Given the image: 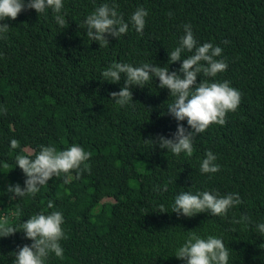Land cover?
I'll return each mask as SVG.
<instances>
[{
  "label": "trees",
  "instance_id": "1",
  "mask_svg": "<svg viewBox=\"0 0 264 264\" xmlns=\"http://www.w3.org/2000/svg\"><path fill=\"white\" fill-rule=\"evenodd\" d=\"M102 2L64 0L65 28L51 10L25 8L2 21L9 28L0 38V222L19 225L38 212L62 211L63 259L50 253L46 264H183L173 251L193 231L222 237L229 264H264V237L254 228L264 220V0H114L125 20L146 8L145 27L142 34L131 26L119 37L106 34L108 44L99 45L81 21ZM186 23L198 43L222 47L228 66L215 79L229 80L241 100L223 125L212 123L193 138L190 155L176 156L159 146L160 135L172 137L178 123L166 111L169 90L158 78L130 85L132 100L121 106L109 93L124 86V74L112 83L101 71L113 62L178 71L181 61L168 64V52ZM73 143L90 153V171L53 176L22 197L7 191L24 186L18 154ZM208 150L220 165L215 173L199 170ZM185 190L237 192L241 203L225 215L189 217L171 211ZM30 242L22 230L0 237V264H12Z\"/></svg>",
  "mask_w": 264,
  "mask_h": 264
},
{
  "label": "clouds",
  "instance_id": "2",
  "mask_svg": "<svg viewBox=\"0 0 264 264\" xmlns=\"http://www.w3.org/2000/svg\"><path fill=\"white\" fill-rule=\"evenodd\" d=\"M25 8L34 9L37 13L51 10L56 24L65 28L68 21L64 11V0H0V38H6L9 25L2 22L5 18L15 19ZM148 10L137 7L125 20L115 6L114 0L98 4L81 21V26L87 28L90 41L108 44L106 34L119 37L133 27L137 33L143 32ZM184 33L179 37L177 45L168 52V64L181 61L178 71H170L168 66L142 62L138 65L127 62H113L101 71V80L112 83L121 80L124 74V86L118 91L109 93L115 103L124 106L132 100L130 85L143 87L150 79L158 78L159 86L166 87L173 97L166 105V111L178 122L172 137L160 135L159 146L166 148L173 155L191 154L193 138L202 133L212 123L223 125L226 113L235 111L241 100L239 89L233 87L229 80H217V73L226 70L227 60L221 56L220 45L211 41L198 43L191 24H184ZM191 55L182 58V53ZM203 73L213 79H199ZM180 121H186L188 128ZM10 145L16 147L17 141L10 140ZM90 153L81 145L73 143L63 150L57 151L53 145H40L38 150L26 155H17L15 164L24 173V186L19 183L9 184L8 192L22 197L26 193H36L40 186L46 184L53 176L68 174L76 170L78 177L81 172L90 171L88 163ZM220 165L216 163V154L206 151L199 162L201 173H215ZM65 182L70 177L65 175ZM167 185L163 186L166 190ZM241 203L237 192L223 195L215 190L180 191L172 201L171 211L185 216L207 211L211 215H225L234 205ZM49 208L52 201L48 202ZM165 211V210H161ZM245 220L248 218L245 217ZM64 216L62 211L53 210L48 213L38 212L28 216L19 225L0 222V237H6L22 230L29 244L18 247L14 252L12 264H46L50 253L63 259V247L60 241L66 238L63 230ZM259 236L264 237V220L254 224ZM173 254L183 264H229V251L222 237L214 234L200 235L188 232L174 249Z\"/></svg>",
  "mask_w": 264,
  "mask_h": 264
},
{
  "label": "rangeland",
  "instance_id": "3",
  "mask_svg": "<svg viewBox=\"0 0 264 264\" xmlns=\"http://www.w3.org/2000/svg\"><path fill=\"white\" fill-rule=\"evenodd\" d=\"M106 200H114V198L113 197H110V198H106Z\"/></svg>",
  "mask_w": 264,
  "mask_h": 264
}]
</instances>
